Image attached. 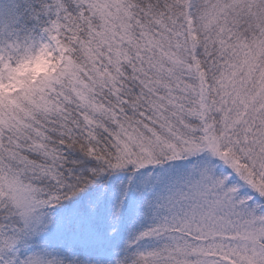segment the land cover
<instances>
[{"label": "snow or ice", "instance_id": "1", "mask_svg": "<svg viewBox=\"0 0 264 264\" xmlns=\"http://www.w3.org/2000/svg\"><path fill=\"white\" fill-rule=\"evenodd\" d=\"M0 264H264V0H0Z\"/></svg>", "mask_w": 264, "mask_h": 264}, {"label": "rangeland", "instance_id": "2", "mask_svg": "<svg viewBox=\"0 0 264 264\" xmlns=\"http://www.w3.org/2000/svg\"><path fill=\"white\" fill-rule=\"evenodd\" d=\"M54 70L50 60L42 59L37 61L34 64H26L21 69L17 70V74L15 77L21 78L27 76L29 79L33 80L37 76L41 75L42 73H48L49 71ZM15 80V78H13ZM15 84L14 81H10L8 85H0V91H12L16 87L22 86L23 83L20 80L16 79ZM21 83V84H20Z\"/></svg>", "mask_w": 264, "mask_h": 264}, {"label": "trees", "instance_id": "3", "mask_svg": "<svg viewBox=\"0 0 264 264\" xmlns=\"http://www.w3.org/2000/svg\"><path fill=\"white\" fill-rule=\"evenodd\" d=\"M14 78H15V80H14V79H12V81H14V82H15V84H17V83H16V79H17V80H20V82L24 84L23 77H21V78L14 77ZM35 79H36V78H34V79H33V81H34ZM30 80H31V79H30ZM21 83H20V84H21ZM23 84H22V86H23ZM17 85H18V84H17Z\"/></svg>", "mask_w": 264, "mask_h": 264}]
</instances>
